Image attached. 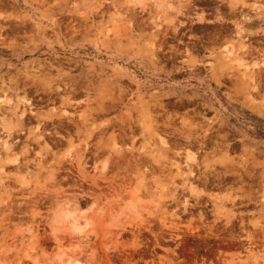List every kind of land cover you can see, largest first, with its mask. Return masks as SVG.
Listing matches in <instances>:
<instances>
[{"label":"rangeland","instance_id":"obj_1","mask_svg":"<svg viewBox=\"0 0 264 264\" xmlns=\"http://www.w3.org/2000/svg\"><path fill=\"white\" fill-rule=\"evenodd\" d=\"M263 30L264 0H0V264H264Z\"/></svg>","mask_w":264,"mask_h":264},{"label":"bare ground","instance_id":"obj_2","mask_svg":"<svg viewBox=\"0 0 264 264\" xmlns=\"http://www.w3.org/2000/svg\"><path fill=\"white\" fill-rule=\"evenodd\" d=\"M256 1H258V0H256ZM255 2V1H254ZM253 5H254V3H253ZM253 23L254 24H257L258 23V20L257 19H254L253 20ZM183 24V23H182ZM264 31V30H263ZM262 34H264V33H262ZM255 37L257 36V35H254ZM259 40V39H258ZM264 40V39H263ZM263 40H262V42H263ZM254 41H256V39H254ZM253 41V42H254ZM259 41H261V39L259 40ZM258 42V41H257ZM255 44H257L256 42H254ZM260 43V42H259ZM264 44V43H263ZM239 48L241 49L242 48V50L245 48V46L243 45V44H241L240 46H239ZM254 48V50L257 52V54H258V48L256 47V46H254L253 47ZM239 49V50H240ZM248 49H249V45H248ZM227 50V53L229 52V54H231L230 52H231V49H226ZM242 50H240L241 52H242ZM253 50V51H254ZM260 50V49H259ZM254 51V52H255ZM255 52V53H256ZM260 52V51H259ZM235 53V52H234ZM237 53V52H236ZM235 53V54H236ZM261 54H262V52H261ZM240 56V55H239ZM244 58V57H243ZM243 58H240V57H237V56H235V58H234V63L237 65V66H243L244 65V67H245V69H250V67L252 68L253 66H255V65H257L261 60H259V62L258 63H256V62H254V61H252L253 63L252 64H249L248 65V63H242L241 62V60H243ZM244 61V60H243ZM247 64V65H246ZM250 66V67H249ZM239 68V67H238ZM229 69V68H228ZM233 69V68H232ZM239 71V70H238ZM240 72H242V71H240ZM242 75V74H241ZM256 78H258L257 76H256V73L253 71V70H251L250 71V73H243V75L241 76V80L242 79H246V80H249V84H250V87H251V89L252 90H257V88H258V85H257V83H256ZM28 101V100H27ZM109 108V107H108ZM106 110V109H105ZM170 124V123H169ZM184 137L186 138V139H188V140H190V141H193V142H196L197 141V137L194 135V133H191V134H189V135H184ZM158 138H159V141H160V143L161 144H163V145H165V146H168V145H170L169 143H168V140L164 137V136H161L160 134H158ZM184 150V157L186 158L184 161H183V164H181L180 163V161L178 162V161H176V159L174 160V159H172V161H170L169 162V167L170 166H172L175 170H176V174L174 175V176H179L180 178H186L187 180H189V178H193V177H197V178H200V176H202L203 177V183L204 184H206L207 183V181H208V176H209V174L208 173H206L205 171H203L202 173H198V172H196V168H198V166H199V164H198V162L196 163V165L195 166H192V164L190 163V162H192V163H194L195 161H196V159H197V157H196V152L194 151V150H191L190 148H184L183 149ZM174 154H176V155H180V149H175V151H174ZM225 162V161H224ZM225 168H227V167H231V165H232V163H230V162H228V163H223L222 164ZM184 166V169L185 170H183V167ZM169 169V168H168ZM248 175H250V176H254V177H256L252 172H250V171H248V172H246ZM263 173H264V171H263ZM211 174V173H210ZM219 174H217V176H218ZM258 177V176H257ZM261 177V176H260ZM241 178V177H240ZM256 179V178H255ZM264 182V181H263ZM189 184H188V186L186 187L187 188V190L191 193V194H195V198L197 199V198H199V194H197V193H195V190L193 189V187L191 186V182H188ZM191 198V197H190ZM262 198H264V194L262 195ZM198 202V201H197ZM189 202H188V200H187V197L186 198H184L183 199V201H182V204L184 205V210H186V206H187V204H188ZM87 225V222L85 221L83 224H81L77 219H76V221H74V222H72V223H70V227H71V229L73 230V231H75V232H80L85 226ZM79 246L78 245H76V249L78 248ZM77 262H78V260H76Z\"/></svg>","mask_w":264,"mask_h":264}]
</instances>
